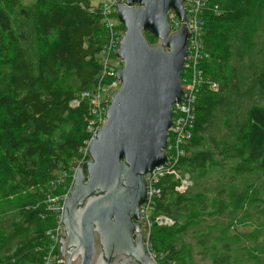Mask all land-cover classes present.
Listing matches in <instances>:
<instances>
[{"label":"trees","instance_id":"obj_1","mask_svg":"<svg viewBox=\"0 0 264 264\" xmlns=\"http://www.w3.org/2000/svg\"><path fill=\"white\" fill-rule=\"evenodd\" d=\"M201 17L204 81L178 164L193 185L156 184L152 218L174 224L152 226L151 250L158 264H264V0H207ZM106 42L90 0H0V264H45V200L85 158L81 94L99 83Z\"/></svg>","mask_w":264,"mask_h":264},{"label":"water","instance_id":"obj_2","mask_svg":"<svg viewBox=\"0 0 264 264\" xmlns=\"http://www.w3.org/2000/svg\"><path fill=\"white\" fill-rule=\"evenodd\" d=\"M186 0L117 2L124 32L116 53L121 82L106 121L77 167L63 211L65 264H158L150 255L140 207L146 175L167 162L172 108L182 98L190 36ZM182 22L172 31L169 12ZM147 33L158 41L151 44Z\"/></svg>","mask_w":264,"mask_h":264},{"label":"built area","instance_id":"obj_3","mask_svg":"<svg viewBox=\"0 0 264 264\" xmlns=\"http://www.w3.org/2000/svg\"><path fill=\"white\" fill-rule=\"evenodd\" d=\"M125 3L126 0H107L100 5L103 23L107 31V42L105 43L101 54V74L99 83L93 90L84 91L81 94L82 99H88L91 107V119L88 124V133L90 137L86 140L85 146L81 148L84 159L74 168L73 182L69 188L62 193L48 195L45 203L47 208L54 216L53 225L46 230L48 237L47 256L45 264H65L59 253V234L65 236V227L63 225L64 206L69 198L70 190L74 185V175L77 167L90 159L88 148L91 141L96 137L98 130L106 121V110L111 106L114 93L120 88L121 82L117 79V73L122 69L123 61L116 55L119 50L124 29L121 28V22L117 18V2ZM207 0H186L187 9L186 23L189 28L190 36L188 40V53L185 58V64L182 71L183 94L181 101L172 108V125L169 129L166 152L167 162L154 168L146 175L148 191L147 200L140 207L141 220L143 221L145 235L147 236V248L150 255L156 260L155 253L151 250L149 241L150 231L154 224L173 225L174 220L165 215H159L152 218L154 203L160 197V189L156 187L160 178L166 174L174 175L179 181L175 189L181 193L186 192L193 181L188 173H183L178 169L181 157L185 155L184 145L192 136V128L196 117V101L199 88L204 81V73L200 68V63L206 57L203 45V27L202 11ZM169 19L172 31L180 28L182 22L174 11L169 12ZM211 88L217 89L216 83ZM79 104L78 100L72 102L73 106ZM87 157V158H86Z\"/></svg>","mask_w":264,"mask_h":264},{"label":"rangeland","instance_id":"obj_4","mask_svg":"<svg viewBox=\"0 0 264 264\" xmlns=\"http://www.w3.org/2000/svg\"><path fill=\"white\" fill-rule=\"evenodd\" d=\"M93 7H99L102 3H105L107 0H90ZM64 178V176H63ZM52 186H56V183H53ZM241 231H247L250 230L251 228H245V227H239Z\"/></svg>","mask_w":264,"mask_h":264}]
</instances>
